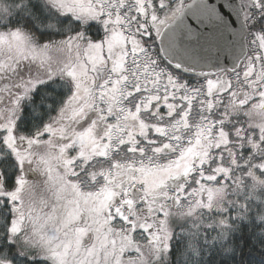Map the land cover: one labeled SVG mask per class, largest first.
Here are the masks:
<instances>
[{"label":"snow or ice","instance_id":"1","mask_svg":"<svg viewBox=\"0 0 264 264\" xmlns=\"http://www.w3.org/2000/svg\"><path fill=\"white\" fill-rule=\"evenodd\" d=\"M0 264H264V0H0Z\"/></svg>","mask_w":264,"mask_h":264}]
</instances>
